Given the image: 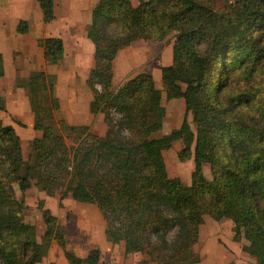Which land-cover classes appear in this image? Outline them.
Wrapping results in <instances>:
<instances>
[{
    "label": "trees",
    "instance_id": "obj_1",
    "mask_svg": "<svg viewBox=\"0 0 264 264\" xmlns=\"http://www.w3.org/2000/svg\"><path fill=\"white\" fill-rule=\"evenodd\" d=\"M44 23L54 18L53 0H38ZM98 0L86 32L94 65L87 85L89 110L103 113L106 130L56 119V74L31 71L25 79L33 129L25 158L14 127L0 120V264H36L53 240L68 264H98L96 246L85 257L66 248L64 229L42 208L45 231L23 221V198L33 184L48 196L95 204L111 243L124 253H140V264H196L194 252L203 215L233 223V240L254 264H264V85L232 89L231 74L264 70V0ZM20 20L17 30L26 32ZM175 31L172 61L160 67L162 89L140 73L112 87L118 52L133 41H162ZM46 59L63 56V41L38 40ZM4 75L0 55V78ZM230 79V80H229ZM166 98H182L185 116L168 135L162 128ZM4 97L0 94V109ZM191 113L196 126L188 124ZM182 140L180 160L193 159L190 184L167 172L163 152ZM208 166L211 178L204 175Z\"/></svg>",
    "mask_w": 264,
    "mask_h": 264
},
{
    "label": "rangeland",
    "instance_id": "obj_2",
    "mask_svg": "<svg viewBox=\"0 0 264 264\" xmlns=\"http://www.w3.org/2000/svg\"><path fill=\"white\" fill-rule=\"evenodd\" d=\"M98 0H53L55 18L49 22L42 21L38 0H0V55L4 75L0 78V94L4 97L3 109H0V120L3 124L14 127L21 139L23 155L26 158L31 149V140L40 135L33 129L34 113L30 108L25 79L31 71L44 70L56 74L55 94L59 98L60 111L56 119L63 118L69 124L88 125L90 131L102 136L106 130L103 113L93 114L89 110L92 92L87 85L89 71L94 65L93 44L87 38L86 32L90 25L91 10ZM220 7H225V0H211ZM136 5L137 0H131ZM20 20L28 25L26 32L17 30ZM175 31H170L162 41L136 40L120 50L114 61L112 88L117 89L126 81L140 73L152 75L156 87L162 89L160 67L169 65L172 61V45ZM55 36L63 41V56L59 59H46L43 48L38 40L43 37ZM232 89L261 87L264 85V70H256L248 77L237 73L231 74ZM229 79V80H230ZM162 104L165 107L162 128L152 133L153 137L168 135L178 128L185 116V104L182 98L168 99L162 92ZM190 129L195 132L196 126L191 113L187 114ZM183 148L182 140L174 141L170 148L163 152L167 172L170 177H178L183 184H190L193 170L192 157L180 160L179 151ZM204 175L211 178L208 166L204 167ZM60 188L53 196L46 195L34 184L24 193L15 186L17 198H23L24 208L21 215L25 223L36 227V239L40 241L45 231L42 216L43 208H48L56 216L57 223L64 229L66 248L70 245L81 249L90 247V243L82 235L81 229L87 223L94 222V215L84 206L87 203L77 202L70 197L60 200ZM69 199V201H67ZM97 208L95 204H91ZM88 213V214H87ZM199 226V238L193 249L202 260L197 264H254L255 260L241 251L240 242L233 240V223L222 218L214 219L205 214ZM105 223L100 213V242H108V246L120 249L123 242L112 243L104 235ZM57 251L50 258V264H68L65 258H57L63 254L56 240H53ZM96 247V246H95ZM50 249V248H49ZM49 251V250H48ZM75 255L76 252L71 250ZM84 253V252H82ZM125 254V253H124ZM133 254V253H132ZM63 256V255H62ZM99 263L117 261L140 264L145 256L136 253L129 258H99ZM41 264L42 261H40ZM98 263V264H99ZM151 264H156L151 262Z\"/></svg>",
    "mask_w": 264,
    "mask_h": 264
},
{
    "label": "crops",
    "instance_id": "obj_3",
    "mask_svg": "<svg viewBox=\"0 0 264 264\" xmlns=\"http://www.w3.org/2000/svg\"><path fill=\"white\" fill-rule=\"evenodd\" d=\"M71 199V198H70ZM69 201V199L67 200ZM87 206H84L86 208V210H88V212H91L92 215H94V222H90V224L87 223L86 226H83V228L80 230L82 235L87 239L88 242H94V243H90V247L86 248V249H81L82 252L84 253H79L78 248L70 245V249L74 250V252H76V255L79 257H85L87 255V253L89 252V250L95 246H97L100 251H101V257L100 258H108V256L110 258L116 257V258H129L132 257L134 254H124V249L122 250V252L120 253V249H114V247L108 246V242H104L101 241L100 242V211L98 208L94 207L93 205H91L90 203L86 204ZM88 214V213H87ZM112 245V243H111ZM124 248V245H123ZM57 247L55 246V244H52V246L50 247L47 255L41 260L43 264H50L51 262L49 261L50 258H54V252L57 251L56 250ZM55 255H57V258H65L63 254H57L55 253ZM63 255V256H62ZM63 259L60 261L61 264H65V262L63 263ZM68 263V262H67ZM99 263V262H98ZM36 264H41L40 262L36 263ZM100 264V263H99ZM197 264V263H196Z\"/></svg>",
    "mask_w": 264,
    "mask_h": 264
},
{
    "label": "built area",
    "instance_id": "obj_4",
    "mask_svg": "<svg viewBox=\"0 0 264 264\" xmlns=\"http://www.w3.org/2000/svg\"><path fill=\"white\" fill-rule=\"evenodd\" d=\"M104 264H133V263H131V262L120 263V262H117V261L110 260V261H106Z\"/></svg>",
    "mask_w": 264,
    "mask_h": 264
}]
</instances>
